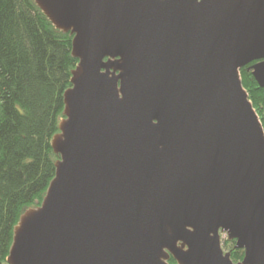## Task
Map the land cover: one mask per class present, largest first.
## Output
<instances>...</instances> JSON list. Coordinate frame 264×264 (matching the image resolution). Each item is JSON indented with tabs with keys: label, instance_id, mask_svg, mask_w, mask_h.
I'll list each match as a JSON object with an SVG mask.
<instances>
[{
	"label": "water",
	"instance_id": "obj_1",
	"mask_svg": "<svg viewBox=\"0 0 264 264\" xmlns=\"http://www.w3.org/2000/svg\"><path fill=\"white\" fill-rule=\"evenodd\" d=\"M33 1L78 63L6 263L264 264V0Z\"/></svg>",
	"mask_w": 264,
	"mask_h": 264
},
{
	"label": "trees",
	"instance_id": "obj_2",
	"mask_svg": "<svg viewBox=\"0 0 264 264\" xmlns=\"http://www.w3.org/2000/svg\"><path fill=\"white\" fill-rule=\"evenodd\" d=\"M71 37L33 0H0V264H7L18 218L40 205L55 174L58 156L50 143L78 63ZM247 68L239 70L240 82L264 130V91ZM225 243L231 261H241L243 251Z\"/></svg>",
	"mask_w": 264,
	"mask_h": 264
},
{
	"label": "rangeland",
	"instance_id": "obj_3",
	"mask_svg": "<svg viewBox=\"0 0 264 264\" xmlns=\"http://www.w3.org/2000/svg\"><path fill=\"white\" fill-rule=\"evenodd\" d=\"M227 241V236L225 235V234H221V238H220V243H221V247H222V249H223V251L225 250V249H227V243H225ZM229 241V240H228ZM225 252V251H224ZM168 263H169V261H168Z\"/></svg>",
	"mask_w": 264,
	"mask_h": 264
}]
</instances>
